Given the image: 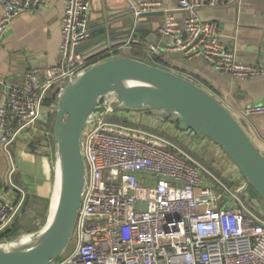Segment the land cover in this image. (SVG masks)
<instances>
[{
    "label": "built area",
    "instance_id": "built-area-1",
    "mask_svg": "<svg viewBox=\"0 0 264 264\" xmlns=\"http://www.w3.org/2000/svg\"><path fill=\"white\" fill-rule=\"evenodd\" d=\"M225 1L177 0L181 17L159 0L131 4L135 24L143 13L163 14L158 33L167 43L145 42L139 49L150 63L216 98L195 76L165 66L159 52L178 54L185 62L203 59L214 70L240 80L264 75L262 66L244 62L223 44L217 22L201 18L202 9ZM45 2L0 0V42L15 18ZM89 5L90 0H65L57 64L42 75L38 68L25 72L21 84L2 85L0 150L10 162V176L16 171L12 148L21 136L53 154L47 100L92 66L125 56L128 43L90 55L76 51L92 39ZM256 115H264V100L241 117ZM164 123L149 111L125 110L111 102L91 112L80 138L85 182L74 231L64 253L50 264H264V206L253 199L246 180L211 140L198 139L191 131L180 135L207 143L195 156ZM23 201L0 200V246L5 249L9 242L1 235L14 224Z\"/></svg>",
    "mask_w": 264,
    "mask_h": 264
},
{
    "label": "water",
    "instance_id": "water-1",
    "mask_svg": "<svg viewBox=\"0 0 264 264\" xmlns=\"http://www.w3.org/2000/svg\"><path fill=\"white\" fill-rule=\"evenodd\" d=\"M130 6L128 3L129 10L122 14L114 12L105 1L100 15L89 18L91 41L78 46L76 51L86 55L104 45L117 44L119 30L113 21L132 13ZM157 14L143 13L136 24L132 16L133 22L125 28L157 44L158 30H152L150 24L142 21ZM109 102L125 110L149 111L156 118L169 120L179 130L193 132L198 139L211 140L246 180L253 199L264 206V155L227 106L205 88L148 60L113 57L92 66L56 91L51 159L56 182L59 176V187L54 213L50 223L36 236L25 242L8 240L9 249L0 246V264H50L64 253L74 231L84 190L81 134L91 112Z\"/></svg>",
    "mask_w": 264,
    "mask_h": 264
},
{
    "label": "crops",
    "instance_id": "crops-1",
    "mask_svg": "<svg viewBox=\"0 0 264 264\" xmlns=\"http://www.w3.org/2000/svg\"><path fill=\"white\" fill-rule=\"evenodd\" d=\"M105 1H108L115 10L114 12L123 14L129 10L128 3L135 4L142 0H90L88 9L90 19H96L100 15L105 9ZM159 1L177 17L182 16L178 10L177 0ZM64 6L65 0H46L45 5L38 10L22 13L15 18L2 34L0 103L3 100L2 85L21 84L25 72L38 68L42 75L44 69L59 62V47L62 39L60 21ZM158 13L155 16L142 18V21L150 24L152 30H158L163 24V14ZM124 15L113 21L115 29L119 30L116 34L118 43L114 46L128 43L125 56H132L133 50L142 52L139 47L147 40L141 38L140 35L136 36L134 30L128 31V27L125 28L131 21L133 22V15L132 13ZM200 16L203 20L218 23L221 41L227 48L233 49L244 62L264 68V0H227L215 8L202 9ZM156 37L157 44L160 46L167 43V40L160 37L158 33ZM106 47L109 45H104L87 55ZM159 56L168 68L186 71L195 76L200 84L212 90L236 118L242 120L247 135L264 155V115L251 116L247 120L241 117L245 109L263 102L264 75H255L246 80H240L214 70L200 58L185 62L178 54L159 52ZM47 105H49V116L52 121L55 117L54 98ZM163 121L165 126L173 130L175 139L181 140L185 147L191 146L194 153L199 154L200 149L207 148V143L203 141L182 139L180 135H183L184 131L179 130L169 120ZM12 153L16 162V171L10 176V162L0 150V200L16 203L24 200L22 214L14 224L15 236L19 238L17 240H23L36 236L38 234L36 227H40L42 222L45 221V225L47 224L54 205L56 169L49 152L45 153L44 149L41 151L39 145L28 137L21 136L13 145ZM11 181L19 189L13 187ZM38 217L42 220L39 221ZM6 232H3L1 237L6 238L5 235H8Z\"/></svg>",
    "mask_w": 264,
    "mask_h": 264
},
{
    "label": "rangeland",
    "instance_id": "rangeland-1",
    "mask_svg": "<svg viewBox=\"0 0 264 264\" xmlns=\"http://www.w3.org/2000/svg\"><path fill=\"white\" fill-rule=\"evenodd\" d=\"M40 124H41V126L42 127H44L45 125H46V118H44V119H42L41 121H40ZM205 151V149H200L199 150V154H202L203 152ZM198 154V152L197 153H194V155L195 156H198L199 155ZM200 156V155H199ZM55 165H56V163H55ZM55 195V194H54ZM22 212V211H21ZM22 213H20L19 214V216L21 215ZM51 214V213H50ZM18 216V217H19ZM49 216V215H48ZM17 217V218H18ZM17 218H16V220H17ZM48 218V217H47ZM47 218H45V219H47ZM49 219V218H48ZM15 220V221H16ZM38 220L40 221V220H42V218H40V217H38ZM44 221V220H43ZM47 222H48V220H47ZM14 224H15V222H14ZM14 224L11 226V228L10 229H8L7 230V236L5 235V237H6V239L7 240H17V239H19V238H17L16 236H15V229H14ZM36 226V225H35ZM40 227H36V233H39V230L41 231L43 228H44V226H45V221H44V223L42 222L40 225H39Z\"/></svg>",
    "mask_w": 264,
    "mask_h": 264
},
{
    "label": "bare ground",
    "instance_id": "bare-ground-1",
    "mask_svg": "<svg viewBox=\"0 0 264 264\" xmlns=\"http://www.w3.org/2000/svg\"><path fill=\"white\" fill-rule=\"evenodd\" d=\"M59 176H58V178H57V182H56V191H55V196H54V205H53V209H52V211H51V214H50V216H49V219H48V222L50 223V220H51V218H52V216H53V213H54V207H55V203H56V200H57V197H58V187H59ZM47 222V223H48ZM27 239H23L22 241H26Z\"/></svg>",
    "mask_w": 264,
    "mask_h": 264
},
{
    "label": "trees",
    "instance_id": "trees-1",
    "mask_svg": "<svg viewBox=\"0 0 264 264\" xmlns=\"http://www.w3.org/2000/svg\"><path fill=\"white\" fill-rule=\"evenodd\" d=\"M131 55H132L133 57H136V58L141 57V58H139V59H146V55H145L144 53H142V52H139L138 50H133ZM52 100H53L52 98L48 99V100H47V103L52 102Z\"/></svg>",
    "mask_w": 264,
    "mask_h": 264
}]
</instances>
